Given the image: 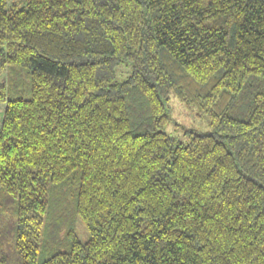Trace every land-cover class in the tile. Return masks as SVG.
Returning a JSON list of instances; mask_svg holds the SVG:
<instances>
[{"label":"trees","instance_id":"obj_1","mask_svg":"<svg viewBox=\"0 0 264 264\" xmlns=\"http://www.w3.org/2000/svg\"><path fill=\"white\" fill-rule=\"evenodd\" d=\"M0 104V264H264V0H0Z\"/></svg>","mask_w":264,"mask_h":264},{"label":"rangeland","instance_id":"obj_2","mask_svg":"<svg viewBox=\"0 0 264 264\" xmlns=\"http://www.w3.org/2000/svg\"><path fill=\"white\" fill-rule=\"evenodd\" d=\"M129 72V66L121 64L117 68L118 80L122 81L126 79ZM4 108L5 105L0 104V122L3 116ZM167 112L169 122L165 128V133L180 143H188L189 137L192 133L200 134L210 132L209 118L207 115L202 113L199 114L195 109L186 107V105L179 102L173 95L169 96V101L167 102ZM76 233L82 243L87 240L88 233L81 223H77Z\"/></svg>","mask_w":264,"mask_h":264}]
</instances>
